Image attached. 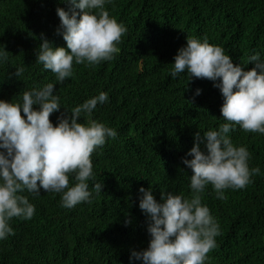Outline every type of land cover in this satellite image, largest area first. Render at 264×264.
<instances>
[{"label":"trees","instance_id":"16d2710c","mask_svg":"<svg viewBox=\"0 0 264 264\" xmlns=\"http://www.w3.org/2000/svg\"><path fill=\"white\" fill-rule=\"evenodd\" d=\"M58 7L68 10L70 5L65 0H0V49L9 51V60L0 64V99L17 102L25 91L54 83L62 105L50 116L55 124L64 107L70 111L106 92L109 100L97 105L92 118L118 136L91 155L96 179L90 181V202L68 209L61 207V194L23 193L35 214L31 220L10 221L15 235L0 240V264H130L131 251L147 248L150 240L139 189L151 187L157 200L168 191L190 196L193 172L182 157L193 147L196 132L218 130L227 122L218 88L199 78L189 80L186 71L171 77V46L207 38L234 63L246 64L257 52L264 58V0H113L106 9L127 29L119 52L87 69L74 63L73 76L63 83L36 54L42 35L55 47H67L57 33ZM19 67L23 75H11ZM197 88L200 95H195ZM228 135L235 145L247 147L249 167H259L261 174L244 189L225 190L223 200L211 185L202 193L220 225L206 264H264V134L236 125ZM95 182L103 183L98 194Z\"/></svg>","mask_w":264,"mask_h":264},{"label":"clouds","instance_id":"9594fccd","mask_svg":"<svg viewBox=\"0 0 264 264\" xmlns=\"http://www.w3.org/2000/svg\"><path fill=\"white\" fill-rule=\"evenodd\" d=\"M65 2L70 5L68 10L57 8V33L67 47H55L42 35L36 53L37 61L55 74L58 83L73 76L74 63L87 69L113 59L127 31L106 9L113 0ZM8 60L4 47L0 64ZM167 60L171 77L186 71L189 80L199 78V83L220 90L221 114L227 122L218 130L196 132L193 147L182 157L193 172L190 196L168 191L161 192L157 200L151 187L139 189V208L148 219L150 240L147 248L133 249L129 259L130 264H206L208 253L217 246L220 225L202 202V193L211 185L223 200L225 190L244 189L261 174L259 167H249L247 147L235 145L228 134L236 125L245 132L264 134V58L257 52L246 64H237L221 46L192 37L185 46H171ZM249 64L253 65L250 69ZM24 71L19 67L11 75L20 77ZM201 92L197 88L195 95ZM54 93L55 84L47 83L25 91L20 101L0 99V240L15 235L10 225L13 218H33L35 206L23 195L25 191L61 194V207L68 209L90 202V181L96 179L91 155L108 138L118 136L114 128L92 118L97 105L109 100L108 93L100 92L70 111L64 107L55 124L50 116L62 105ZM102 189L103 183H94L97 194Z\"/></svg>","mask_w":264,"mask_h":264}]
</instances>
